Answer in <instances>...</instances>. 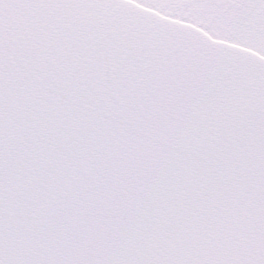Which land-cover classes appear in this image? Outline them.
Masks as SVG:
<instances>
[{"label": "snow or ice", "instance_id": "obj_1", "mask_svg": "<svg viewBox=\"0 0 264 264\" xmlns=\"http://www.w3.org/2000/svg\"><path fill=\"white\" fill-rule=\"evenodd\" d=\"M0 264H264V0H0Z\"/></svg>", "mask_w": 264, "mask_h": 264}]
</instances>
